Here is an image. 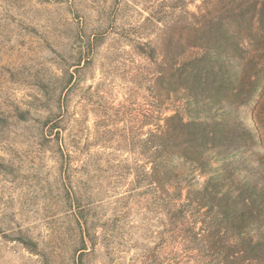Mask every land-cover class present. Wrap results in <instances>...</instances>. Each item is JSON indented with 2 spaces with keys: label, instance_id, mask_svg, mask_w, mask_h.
Masks as SVG:
<instances>
[{
  "label": "rangeland",
  "instance_id": "rangeland-1",
  "mask_svg": "<svg viewBox=\"0 0 264 264\" xmlns=\"http://www.w3.org/2000/svg\"><path fill=\"white\" fill-rule=\"evenodd\" d=\"M162 1L0 0V105L30 111L29 119L40 115L42 122L47 112L35 113L36 105L46 92L59 90L66 71H75L70 111L81 121L85 149L96 155L94 166L100 167L85 172L80 168L83 156L72 159L63 174L50 146L38 145L33 122L16 123L9 140L0 142V264H109L110 259L113 264H159L157 244L166 217L148 195L118 198L133 178L121 175L132 171L135 162H145L139 145L131 147L124 139H145L176 111L186 117L182 97L192 95L176 88L185 87L182 79L160 76V42L155 32L140 29ZM188 10L195 11L193 6ZM79 31L83 39L77 38ZM186 36V46L195 43L193 35ZM137 38L157 44L156 62L136 49ZM232 70L225 67L227 74ZM256 113L254 108L243 114L231 111L224 129H237L242 117L248 129L256 126ZM146 120L153 125L144 126ZM258 133L264 143L262 130ZM196 177L198 185L206 181ZM87 190L100 201L89 205V213L82 198ZM116 215L121 227L109 253L102 243L94 247L87 240L80 259L73 246L76 217L112 222Z\"/></svg>",
  "mask_w": 264,
  "mask_h": 264
},
{
  "label": "trees",
  "instance_id": "trees-1",
  "mask_svg": "<svg viewBox=\"0 0 264 264\" xmlns=\"http://www.w3.org/2000/svg\"><path fill=\"white\" fill-rule=\"evenodd\" d=\"M189 6L195 11L188 10ZM140 29L155 32L160 42L164 52L157 65L160 76L182 79L185 87L176 88L192 95L182 97L186 117L176 111L163 126L154 125L145 139H124L131 147L139 145L145 162H135L132 171L121 175L133 178L118 199L148 195L166 217L157 244L159 264L185 260L191 264H264V143L258 137L259 129L264 136V0H163ZM81 34L78 39H83ZM187 34L195 37L192 45H185ZM140 40L136 49L156 62L157 44ZM228 65L233 67L230 74L225 71ZM65 75L59 90L46 92L35 107V113L47 112L42 122L40 115L29 119L30 111H9L0 105V142L9 140L16 123L32 121L38 145L41 149L50 146L63 174L72 159L83 156L81 169L99 171V165L94 166L96 155L85 149L81 121L70 111L75 71ZM251 108L257 112L256 126L248 129L242 117L237 129H224L227 114H243ZM151 122L146 120L144 126H152ZM196 176H205L204 184L198 185ZM90 193L82 195L86 213L95 199L100 202ZM76 219L78 239L73 246L80 259L87 251V240L94 247L102 243L109 253L119 237L120 216L112 222L101 217Z\"/></svg>",
  "mask_w": 264,
  "mask_h": 264
}]
</instances>
